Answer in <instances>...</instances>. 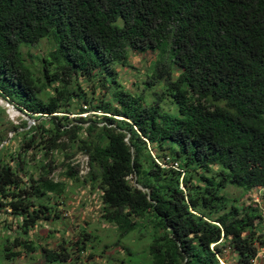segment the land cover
I'll use <instances>...</instances> for the list:
<instances>
[{
    "label": "trees",
    "instance_id": "1",
    "mask_svg": "<svg viewBox=\"0 0 264 264\" xmlns=\"http://www.w3.org/2000/svg\"><path fill=\"white\" fill-rule=\"evenodd\" d=\"M42 40L36 73L21 49ZM131 54L155 59L140 93L119 79ZM0 98L35 122L22 119L20 148H0L15 246L35 251L29 232L60 218L77 150L118 240L151 235L147 264L257 261L264 209L242 199L264 189V0H0ZM90 238L74 242L77 264ZM67 244L39 255L68 262Z\"/></svg>",
    "mask_w": 264,
    "mask_h": 264
},
{
    "label": "rangeland",
    "instance_id": "2",
    "mask_svg": "<svg viewBox=\"0 0 264 264\" xmlns=\"http://www.w3.org/2000/svg\"><path fill=\"white\" fill-rule=\"evenodd\" d=\"M50 47L51 42L46 40H42L36 45L22 47L21 51L25 62L34 72H38L39 60L47 54ZM154 60V56L149 54H131L126 65L120 70L117 68L120 71V81L133 93L144 91L143 83L147 81L146 70L149 63ZM138 84L140 87L136 88ZM0 106L5 108L7 113L6 123L0 125V136H5L0 148L3 145L6 148V153L12 152L22 146L21 137L17 135L23 131L22 119L28 121L26 130L33 126L35 122L30 120L26 113L24 115V112L17 111V108H13L10 102H6L1 98ZM163 106L167 111L173 108L176 111L174 106H167L165 103H163ZM92 112L84 113L81 117L100 115L99 112L96 114ZM75 117V115H69L70 120ZM8 122L18 127L16 132H10L11 125ZM96 122L101 121L97 119ZM29 154L33 156L32 151H29ZM71 163L75 166L79 180L76 183L67 181V190L62 197L63 205L59 207L60 218L40 222L29 232L27 239L40 246L35 251H29L26 248L14 245L13 239L16 237L17 220H14L9 213L0 210V264H47L39 255L40 248L46 247L57 251L59 250V244L65 245L66 242H68L66 247L68 249L71 247V253L73 254L68 262L60 264H77V253L73 244L78 240L82 231L90 234L91 238L78 261L84 264H130L129 261L132 264H147L146 259H149L147 247L151 243V235L148 234V231L146 229V231L136 230L119 241L116 228L107 225L100 219L99 194L97 189H94L95 187L91 188L89 181H86L89 173L88 157L76 150ZM58 172H60L59 169L54 171L50 177L58 179L56 177ZM129 180L133 183L134 178L130 177ZM228 192L238 194V191L231 187ZM51 201H54V199ZM242 202L245 206L258 205L261 209H264V189L254 188L244 196ZM262 226L264 227V221H262ZM125 249L134 253L131 258L127 256ZM6 253L13 254V256L8 255L6 257ZM255 264H264V248L260 249Z\"/></svg>",
    "mask_w": 264,
    "mask_h": 264
},
{
    "label": "water",
    "instance_id": "3",
    "mask_svg": "<svg viewBox=\"0 0 264 264\" xmlns=\"http://www.w3.org/2000/svg\"><path fill=\"white\" fill-rule=\"evenodd\" d=\"M12 107L14 108V106L12 105ZM18 111V110H17ZM139 189L143 190L140 186H138Z\"/></svg>",
    "mask_w": 264,
    "mask_h": 264
},
{
    "label": "built area",
    "instance_id": "4",
    "mask_svg": "<svg viewBox=\"0 0 264 264\" xmlns=\"http://www.w3.org/2000/svg\"><path fill=\"white\" fill-rule=\"evenodd\" d=\"M256 261H253V264H255Z\"/></svg>",
    "mask_w": 264,
    "mask_h": 264
}]
</instances>
